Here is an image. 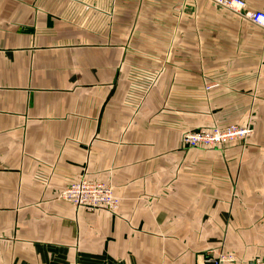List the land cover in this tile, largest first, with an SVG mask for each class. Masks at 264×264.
Returning <instances> with one entry per match:
<instances>
[{"label":"crops","instance_id":"obj_1","mask_svg":"<svg viewBox=\"0 0 264 264\" xmlns=\"http://www.w3.org/2000/svg\"><path fill=\"white\" fill-rule=\"evenodd\" d=\"M178 3L0 0V264L263 253L264 150L185 149L180 134L249 123L264 143V29L216 6L180 23ZM82 176L117 209L62 199Z\"/></svg>","mask_w":264,"mask_h":264},{"label":"built area","instance_id":"obj_2","mask_svg":"<svg viewBox=\"0 0 264 264\" xmlns=\"http://www.w3.org/2000/svg\"><path fill=\"white\" fill-rule=\"evenodd\" d=\"M215 5L228 9L243 18L257 24L264 29V10L251 9L245 0H211ZM249 123L243 126L230 123L222 128H217L213 132H187L182 136V142L185 144L199 145L221 143L237 137L248 136ZM60 196L72 203L84 205L87 208L95 209L104 207L115 211L118 207V198L114 195L112 187L105 183H92L85 180H77L66 187L60 193ZM197 264H240L232 253L223 251L208 253ZM250 264H264V251L256 256Z\"/></svg>","mask_w":264,"mask_h":264},{"label":"rangeland","instance_id":"obj_3","mask_svg":"<svg viewBox=\"0 0 264 264\" xmlns=\"http://www.w3.org/2000/svg\"><path fill=\"white\" fill-rule=\"evenodd\" d=\"M178 1H179V3H178L179 4L178 5L179 6L178 15H179V22L180 23L203 20V12H204L203 9L204 8L211 7V6L219 7V6L215 5L211 0H178ZM141 20H146V19L141 18ZM179 32H182L181 25H180ZM196 116H200V114H196ZM200 121H198L196 118V124L195 125L188 126V127L185 126V128L181 131L180 146L182 148H185V149L196 148V149H200V150H214V151H216V150L217 151H226V150L238 151V150H255V149L264 150V143L254 142V139L252 138V136L256 133V131L254 130V126H252V125L249 127V131L251 130L250 134L248 136H245V137H237V138L225 141V142L212 143V144H204L203 143V144H199V145H197V144L192 145V144L183 143L182 142V136L184 133H187V132H206V131L207 132H213L217 128H222L225 126V125H201V124H197ZM235 124H237V123H235ZM245 124H247V123H245ZM238 125L243 126V124H238ZM262 132L264 133V128H262ZM77 180H85V181H90L92 183H97V182L104 183L101 181L89 180L83 176ZM107 185H109V184H107ZM61 191H60V193H61ZM73 204L76 206H82L88 210L93 209V208L92 209L87 208L84 205H79V204H75V203H73ZM217 252H220V250ZM232 254H234V253H232ZM234 255L237 259V255L236 254H234Z\"/></svg>","mask_w":264,"mask_h":264}]
</instances>
